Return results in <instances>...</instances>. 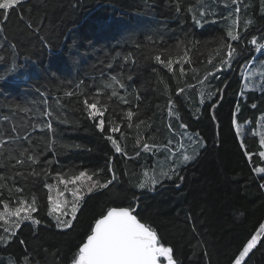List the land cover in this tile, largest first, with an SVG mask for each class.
<instances>
[{
    "label": "trees",
    "instance_id": "trees-1",
    "mask_svg": "<svg viewBox=\"0 0 264 264\" xmlns=\"http://www.w3.org/2000/svg\"><path fill=\"white\" fill-rule=\"evenodd\" d=\"M191 2L194 0H183L181 11L177 12L174 0H27L23 8L10 14L7 22L0 19V25L5 26L0 32V116L13 115L14 122L25 124L51 119L55 129L27 130L34 145L41 149L45 140L55 141L51 148L44 149L41 165L35 166L37 170L43 167L53 174H76L103 169L98 178L104 182L111 178V166L117 176L108 189L85 196L74 230L56 228L53 218L47 215L49 204L43 185L55 183L52 176L47 180L30 177L18 181L16 186L24 187L25 192L15 195L36 194L39 210L33 215L42 223L25 221L15 237L0 243V264H10L12 260L21 264L28 253L40 264H56L57 259L60 264H68L94 219L109 206L126 205L133 194L138 198L134 202L141 217L174 248L178 264H235L239 252L264 224V187L260 186L264 184V173L253 170L264 167V158L258 154L264 150L259 144V134L264 133V76L260 75L264 71L260 65L264 50L257 53L255 46L247 43L252 36L264 43L259 39L264 36V3L245 0L250 7L241 15L253 23L238 42L241 55L231 67H224L200 85L191 73L181 78L178 66L173 75L154 60L146 59L160 49L174 51L183 41L193 49V65L201 70L198 78H203L206 69L215 72L207 58L217 46L215 41L224 34L226 22L220 17L227 15L230 8L214 5L207 22L198 26L186 11L185 5ZM28 9L34 25L40 28L38 33L28 29L16 15ZM129 54L135 64L124 61L123 57ZM218 60L217 57L213 63ZM121 73L133 76L131 81H125L131 94L127 95L130 104H119L115 98L112 104L139 111L134 125L138 119L151 125L137 130L125 124L121 128L124 136L111 133L128 156L134 157L139 150L134 146L138 132L149 144L163 146L171 141V149L181 142L180 134H184V140L191 137L187 131L198 134L204 143V147H197L195 160L178 167L177 174L172 173L170 178L159 177L163 180L151 190L135 185L146 169L150 173L155 169L158 176L160 171L167 172L173 162L166 159L168 152H142L135 159L116 153L105 138L110 134L109 114L106 113L105 132L101 133L78 102L82 100L81 91L94 93L111 75ZM160 76L170 93L163 83L157 82ZM186 84L196 87L177 95L176 89ZM66 91L76 95L65 97ZM119 91L125 94L124 90ZM137 91L139 100L135 98ZM169 94L174 115L168 113ZM45 99L47 105L41 103ZM16 104L33 111H14ZM48 106L59 119L40 115ZM109 113H113L112 108ZM113 115L117 122L121 120L120 115ZM0 124L9 127L8 122L0 120ZM181 124L187 128H181ZM248 154H254L251 161ZM4 196H8L6 190ZM3 234L0 228V235ZM243 264H264V237Z\"/></svg>",
    "mask_w": 264,
    "mask_h": 264
},
{
    "label": "snow or ice",
    "instance_id": "snow-or-ice-1",
    "mask_svg": "<svg viewBox=\"0 0 264 264\" xmlns=\"http://www.w3.org/2000/svg\"><path fill=\"white\" fill-rule=\"evenodd\" d=\"M27 0H0V19L7 22L10 14H12L18 7L23 8ZM183 0H174L177 12L181 11ZM264 3V0H262ZM216 4H223L225 8H230L227 15L220 17L226 22L224 34L218 38L216 47L208 54L207 64L215 68V72L205 70L203 78H198L197 74L201 71L193 65L192 53L193 49L186 45L183 41L172 49H160L154 55L147 56L146 59H152L157 64L162 65L168 73L176 74V66H178L179 76L181 78L192 74V78L197 80V83L204 85L205 81L210 76H215L216 72L222 71L224 67H231L232 62L241 55L238 50V42L241 41L242 33L248 32L249 27L253 23L251 19L242 16V12L250 7L245 0H194V2L185 5L186 11L191 13V19L195 25H202V21L207 22L206 17ZM31 9L26 13L17 12L16 15L25 22L28 29L33 33H38L40 28L34 25L30 15ZM216 15L215 12L212 13ZM4 25H0V32L4 31ZM7 40V37H4ZM43 39V37H41ZM264 40V36L259 38ZM248 44L255 46L254 51L262 53L264 50V43L258 42L256 36H252L247 41ZM3 47V44H0ZM15 47V45H13ZM140 47V45H137ZM120 56V53L116 54ZM219 58L218 63L214 64L213 61ZM3 57H0L2 60ZM124 61H131L136 63L135 59L129 55L123 57ZM188 65V68H185ZM261 68L264 69V61H260ZM112 68V64L107 65ZM153 72L157 69L153 68ZM255 74V73H253ZM264 76V71L260 72ZM133 76L131 74L126 77L123 74L111 75L106 79L102 87L97 88L94 93L85 94L84 91L80 92L82 97V106L85 109L87 117L96 122L97 129L105 132L106 128V113H108L107 128L108 134L105 138L111 142L116 153L127 157L128 159H135L140 157L142 152H153L161 149L168 152L166 159L175 158L173 163L179 167L181 163H187L194 159L199 153L193 149V154L188 155L181 153L177 156V150L169 148L171 141L163 146L157 144H149L144 136L138 132L135 147L139 150L135 152V156H128L125 147H122L121 142L118 141L111 133L120 132L122 136L125 134L121 132V128L126 124V127L132 129L134 126L137 130L142 125L145 128L151 127L150 123L144 119H138V122L133 123L134 117H139V111H134L131 107L127 109L119 108V105H113L112 101L115 98L119 104H130L127 95L129 85L125 81H131ZM158 83H163L165 89L169 91L167 83L162 76L159 77ZM83 84V81L80 82ZM118 86V87H117ZM80 87V85H77ZM195 84H186L185 87H178L176 94L179 95L185 92L186 88H195ZM120 89L124 90L125 94H121ZM110 90V92L108 91ZM107 93V94H106ZM243 94V93H241ZM76 93L73 91H66L65 97H73ZM103 97V99H102ZM137 100L141 99L139 92L135 93ZM42 104L47 105V100L41 101ZM57 104H60V99L57 98ZM174 102L169 94L168 113L174 115L173 111ZM63 107V106H62ZM137 109L139 105L136 106ZM256 107V105H252ZM113 109V113L121 116V120L117 122L116 115L109 113V109ZM24 113L32 112L33 110L27 106L16 104L14 111ZM42 117L59 116L48 106L40 113ZM261 119H264L262 117ZM0 120L8 122L9 127L5 128L0 124V228L3 229V235H0V243H7L16 236L17 230L25 221H30L33 225H40L42 221L37 219L33 214L38 212L39 204L38 198L35 193L30 196L15 195L25 192V188L16 186L18 181H27L30 177H42L47 180L52 176L55 183H44L47 189V201L49 208L47 215L52 217L55 221V227L61 230H74L75 223L78 220V214L81 213L85 196L93 193L96 190L108 189L113 181L117 179L115 171L109 166L108 171L111 173V178L101 182L98 178L103 169H98L89 173L86 170H81L76 174L56 172L53 174L50 170L41 167L39 170L35 167L41 165V156L44 149H49L55 143L54 140H45L44 149L39 145H34L31 133L28 128L33 130L44 129L49 132H54L53 123L51 119L44 120L42 123L25 124L23 121L14 122L13 115H2ZM61 122H66L61 120ZM168 127L171 129L172 125ZM181 128H187L186 124H181ZM239 132V128H237ZM198 135V134H197ZM259 144L264 147V133H260ZM191 141V137H189ZM25 142L27 146H25ZM193 144H200L202 141H192ZM243 143V142H242ZM183 143L179 144V149H184ZM259 156L264 158V150L259 151ZM254 154H248L249 161L252 160ZM111 165V160L109 161ZM25 169V170H21ZM30 169V171H28ZM257 173H264V167H256L253 169ZM71 172V170H69ZM177 174L176 168L169 167L167 172L160 171L159 176L156 174L155 169L145 170L143 173L144 179L136 183L135 187L139 189L153 188L156 184L160 183L159 177L170 178L169 173ZM67 177V178H66ZM94 177H97L94 179ZM264 179V177H262ZM11 184V186H9ZM62 186V187H61ZM264 187V184L260 185ZM7 191L8 196H4V191ZM67 194H70V199ZM138 198L133 194L132 200L126 205L117 204L105 208L98 218L94 219L89 230L85 233V238L77 245L76 250L72 254L68 264H178L175 257L174 248L158 234V231L149 223L144 221L138 211V205L134 201ZM264 237V224L260 225L259 230L249 239L246 245L239 252L235 258V264H243L249 253L257 247ZM21 244L24 241H20ZM55 255V254H53ZM10 264H17L15 260L10 261ZM21 264H40L39 260H34L31 253L23 256ZM56 264H60L57 259Z\"/></svg>",
    "mask_w": 264,
    "mask_h": 264
},
{
    "label": "rangeland",
    "instance_id": "rangeland-1",
    "mask_svg": "<svg viewBox=\"0 0 264 264\" xmlns=\"http://www.w3.org/2000/svg\"><path fill=\"white\" fill-rule=\"evenodd\" d=\"M188 133H189V135L191 136V141L188 139V140H184V134H180L179 135V140L181 141L180 143H183L184 145H185V148L184 149H179V144H178V146H177V148L175 149V150H177V156H180L181 155V153H184V154H188V155H192L193 154V149H195V151L197 152L198 150V146H201V145H203V147H204V143L202 142V143H200V144H193L192 143V141H201V139L198 137V135H194L193 133H191V132H189V131H187ZM189 135H187V136H189ZM172 149H174L173 147H172ZM196 157H197V155L195 156V158L194 159H192V160H190L189 162H187V163H181V164H179V167L181 168V167H183L184 165H187V164H189L190 162H192L193 160H195L196 159ZM175 158H171L170 159V161H173ZM169 161V162H170ZM157 164V163H156ZM172 167H174V168H176V172H177V170H178V167H176V164L175 163H173L172 162ZM151 174V173H150ZM172 173L170 172L169 173V175H171ZM144 179V176L142 175V178H141V180H143ZM160 180H163L162 178L160 179ZM62 187V186H61ZM147 188V187H146ZM147 189H152V188H147ZM66 196H68V198L70 199L71 197H70V194H67L66 193Z\"/></svg>",
    "mask_w": 264,
    "mask_h": 264
}]
</instances>
